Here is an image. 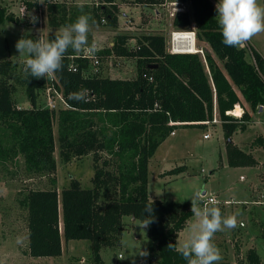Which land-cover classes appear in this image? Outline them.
Listing matches in <instances>:
<instances>
[{
    "label": "trees",
    "instance_id": "trees-1",
    "mask_svg": "<svg viewBox=\"0 0 264 264\" xmlns=\"http://www.w3.org/2000/svg\"><path fill=\"white\" fill-rule=\"evenodd\" d=\"M105 1L108 5L71 8L68 13L62 7H51L49 25L63 27L90 12L96 25L101 26L105 19L107 25L115 27L118 6L113 0ZM181 1L188 2L192 11L178 13L173 26L176 29L195 26L197 39L211 49L204 50L203 56L168 53L166 38L159 33L144 34L135 44L128 37L119 36L114 51L120 57L136 60V76L126 80L86 74L89 62L72 59L76 52L69 48L63 68L54 74L53 82L23 76L29 108H19L13 101L17 91L16 68L9 61L0 62V167L9 162L17 165L22 158L27 172L54 175L55 125L64 161L93 154L95 163L91 188H85L75 178L61 192L56 188L30 190L21 201L27 210L30 257H60L64 240H88L94 264H106L101 250L121 244L127 230L123 218L135 217L142 224L147 215L144 207L153 203L154 220L146 228L149 262L187 264L179 252L167 246L171 243L177 247L180 233L193 216L191 205L150 198V159L178 128L205 127L212 122L215 108L227 140L245 132L252 113L264 106V57L252 50L254 62H251L245 48L223 43L213 0ZM133 2L155 7L164 0ZM24 4L28 11L40 9L39 0H25ZM6 21L22 25L0 5V24ZM55 36H50V40ZM22 37L37 39L30 34ZM72 66L77 68L76 72L71 70ZM51 86L62 93L65 108L38 106V92ZM85 90L87 102L68 99L69 94ZM237 106L246 109L240 119L228 114ZM257 141L264 148L263 139ZM228 147L230 167L258 165L252 155L230 141ZM183 170L177 167L170 173L179 174ZM237 264H262V261L256 248H251L246 261L239 260Z\"/></svg>",
    "mask_w": 264,
    "mask_h": 264
},
{
    "label": "rangeland",
    "instance_id": "rangeland-1",
    "mask_svg": "<svg viewBox=\"0 0 264 264\" xmlns=\"http://www.w3.org/2000/svg\"><path fill=\"white\" fill-rule=\"evenodd\" d=\"M24 1L0 0V5L22 23V25H17L6 21L0 24V62L9 61L16 68L14 82L17 91L13 95V101L19 108H29L30 104L26 86L22 82L25 75L23 67L26 56L19 55L15 46L16 42L22 38L23 34L34 35L37 39L45 40H50V36L57 35L53 33L56 30L49 25V13L42 11L40 15V9H35L27 10L28 12L25 14L27 6ZM123 1L130 7L129 10H126V14L132 18L119 20L117 26L107 24L98 26L93 23L91 17V30L88 34L89 45L94 42L98 47H102L110 53V56L100 60L98 67L90 66L88 68V73L91 75L98 73L104 77L126 80L135 78L136 60L118 56L112 46L110 49V44L115 43L119 36H126L131 41L133 39L137 41L144 34L159 33L168 41L172 30L195 31L196 33L194 26L186 29H176L173 25L171 26L172 20L168 19L166 9H158L161 13L163 12L158 21L157 9L135 6L133 0ZM213 1L215 4L218 2V0ZM82 2V0H75L72 8H92L90 5H81ZM182 3L187 11H192L188 2L182 1ZM259 3L264 5V0H259ZM29 14L38 17L37 23L30 25ZM85 14L92 16L90 12ZM152 28L154 29L152 30ZM131 43L135 44V42ZM195 46L196 49L202 51L203 54L200 53L202 56L204 50L211 51L210 47L199 41L197 37ZM128 47L131 48L132 45L128 44ZM243 48L246 49V57L251 62H254L252 50L264 57V32L255 35ZM82 53L76 52L78 55ZM49 89L51 87L38 92L37 104L41 108L47 107V91ZM54 97L58 107H65L58 97ZM241 108L243 112L245 108L250 111L248 104H245V108L243 106ZM259 109L252 113V121L247 124L250 126L249 129L234 135V142L245 147L250 155L256 149L259 150L256 152L258 154L252 155L254 159H256L254 156L256 155L261 162L255 169H251L252 167L238 169L229 166L228 154L231 148L228 147L229 140L224 137L221 129L222 122L218 117L217 123H208L205 127L178 128L159 146L155 155L150 159L149 189L153 199L190 203L191 205V199L195 198V194L199 192L198 204L200 207H203L204 198L215 197L216 206L220 208L222 216L227 217L238 213L236 228H225L214 234L212 242L220 249L223 257L218 264H237L239 260L245 262L247 252L251 248H256L262 264H264V151L257 141L262 138L264 133V107L261 111ZM57 129V125H55L54 158L57 170L54 175L27 172L22 158L21 163L17 165L9 162L6 166L0 167V264H19L11 263L14 262L13 241L17 239L19 246L24 249L27 210L21 206V201L30 190L56 188L61 192L75 178L85 188L92 187L91 178L95 173L93 154L85 157H73L68 162L64 161L60 156ZM206 134H209V138H205ZM232 138L230 143L234 145ZM262 139L264 141V138ZM177 167H183L184 172L171 174L170 171ZM159 175H170L171 177L164 176L162 179ZM241 175H245L246 179L243 180ZM53 180H56L55 184L52 183ZM134 221L133 218L132 220L129 217L123 218L127 230L124 232L119 246L103 248L106 253L104 255L106 262L112 263L115 254L118 253L124 256V259H121L123 264H137L140 259L147 258L140 256V251L148 246L146 229L143 230L139 227L141 223ZM196 222L197 218L194 215L188 220L180 239H178L179 247L188 239L190 226ZM68 242L69 245L63 256L49 258L52 259L51 262L56 264H94L90 241L71 240ZM240 251L243 252L242 257L238 256ZM23 264L27 263L23 262Z\"/></svg>",
    "mask_w": 264,
    "mask_h": 264
},
{
    "label": "clouds",
    "instance_id": "clouds-1",
    "mask_svg": "<svg viewBox=\"0 0 264 264\" xmlns=\"http://www.w3.org/2000/svg\"><path fill=\"white\" fill-rule=\"evenodd\" d=\"M40 4H44V0H40ZM215 8L223 43L228 47L243 48L255 35L264 32V5L259 0H218ZM29 16L31 23H37L38 17L31 14ZM90 20L91 17L87 14L79 15L73 23L60 28L52 40L20 38L15 46L19 55L26 56L23 72L38 79L53 76L62 70L63 59L69 48L94 57L98 49L94 42L91 45L88 43ZM68 99L87 102L86 90L73 92ZM199 195L197 192L195 198L191 199V212L197 222L190 226L188 239L179 248L171 243L167 247L179 252L187 264H218L223 257L220 249L212 242L214 234L225 228H236L238 213L222 216L215 201L200 207ZM152 205L153 203L144 207L147 215H144L143 222L139 225L143 230L154 220ZM140 255L147 257L148 252H141Z\"/></svg>",
    "mask_w": 264,
    "mask_h": 264
},
{
    "label": "built area",
    "instance_id": "built-area-1",
    "mask_svg": "<svg viewBox=\"0 0 264 264\" xmlns=\"http://www.w3.org/2000/svg\"><path fill=\"white\" fill-rule=\"evenodd\" d=\"M74 1L75 0H44V4H40V15H41L42 11H46L48 14V11L51 7H62L65 9L66 13H68L71 10L72 5L74 4ZM82 1H83L82 4L80 3L81 5H90V6H94V7H99L101 5H108V3L105 0H82ZM113 1H115V0H113ZM155 7H158L157 8L158 16H161L163 13V12L161 13L158 10L159 8H161L162 10H164V9L167 10L168 19L172 20L171 26L173 25V20L178 13H183V12L187 11L185 8V5L182 3L181 0H173L171 2H169L168 0H164V2L161 5H158ZM176 8H177V11H176ZM27 12L28 11L26 9L24 11V13L26 14ZM103 24H107L105 19H102V25ZM186 35L189 36V38H185ZM190 40L194 41V46H195V41H196L195 31L172 30L169 34L168 41H166V50L168 53H171V54L202 53V51H199L198 49H195L194 52L190 51V49L188 48L189 46H191ZM184 41H187V43H184ZM132 42L134 43L135 40L133 39ZM111 46L114 49V43L110 44V49H111ZM97 49H98V51L94 57H91V56L87 55L85 52H83L82 54H79V55L76 54V56H73L72 59L79 58V59L87 60L89 62L88 68L90 66L98 67V65L100 64V60L104 57L110 56V53L103 55V52H109V51H105L104 48L98 47V46H97ZM71 70L76 72L77 68L75 66H72ZM96 72H97V70H96ZM86 74H89L88 71L86 72ZM95 74H97V73H95ZM89 75H91V74H89ZM46 78L52 82L55 80L54 75L51 77H46ZM54 96L58 97L61 104L66 107V103L63 99L62 93L51 86V89H49L47 91V102H48L47 107L48 108L54 109V110H59L61 108H65V107H61V106L58 107L57 100L55 99ZM263 107L264 106H261L260 109H262ZM238 108L240 110L239 115H237V113H236V110ZM228 114L240 119L242 114H243V110L240 106H237L233 111L229 112ZM217 117H218V114H217V110L215 108L213 120H212V122H207V124L208 123H213V124L217 123L218 122ZM205 138H209V134H206ZM210 201H215L217 203V200L215 197H207V198L203 199V206L209 205ZM122 258H123L122 255H118V260H121ZM141 264H156V261L152 260L151 262L147 261V262L141 263Z\"/></svg>",
    "mask_w": 264,
    "mask_h": 264
},
{
    "label": "crops",
    "instance_id": "crops-1",
    "mask_svg": "<svg viewBox=\"0 0 264 264\" xmlns=\"http://www.w3.org/2000/svg\"><path fill=\"white\" fill-rule=\"evenodd\" d=\"M114 3L115 4H117V6H118V13H117V19H118V23H119V20L121 21L122 19L124 20V19H126V18H129V17H131L130 15L128 16L127 14H126V10H129V8L130 7H128L125 3H124V1L123 0H115L114 1ZM134 5L135 6H139V5H137V4H135L134 3ZM139 7H142V6H139ZM146 7V6H145ZM135 8V7H134ZM133 8V9H134ZM151 8H155V9H157L158 7H151ZM132 9V10H133ZM143 11V10H142ZM160 17L161 16H159V18H158V21H159V19H160ZM132 18V17H131ZM52 28V27H51ZM60 28H62V27H59V28H53L54 30H56V32H53V33H55V34H58V31L57 30H59ZM148 28V27H147ZM154 28H152V30H153ZM151 30V31H152ZM104 77V76H103ZM106 77H108V76H106ZM113 79H117V78H113ZM239 109V108H238ZM260 111L261 110H263V108L262 109H259ZM238 111H240V110H238ZM237 112V111H236ZM249 127L250 126H247V130L249 129ZM222 129V128H221ZM239 133V132H238ZM237 134V133H236ZM235 135V134H234ZM234 135H233V142H234ZM262 138H264V133H263V136H262ZM234 145L235 146H237L239 149H241L243 152H245L246 154H250V153H248V151H246V148L245 147H243L242 145H239V143H237V142H234ZM263 151H264V148L262 149ZM257 151H259V150H255L253 153H252V155L253 154H255ZM256 154H258V153H256ZM255 156V160L258 162V165L257 166H259V164H261V162H260V160L259 159H257V157H256V155H254ZM257 166H255V167H257ZM255 167H239L238 169H249V168H251V169H255ZM162 179H164V176H167V177H171L170 175H159ZM241 177H242V179L243 180H245L246 179V176L245 175H241ZM149 187H150V176H149V186H148V193H149V196H150V198L151 199H153L152 198V196L150 195V189H149ZM181 204H190V203H181ZM129 219L130 220H132V217H129ZM136 221H138V220H135L134 222H136ZM139 222V221H138ZM146 233H147V231H146ZM182 233V232H181ZM181 233H180V235H179V237H178V239H180V237H181ZM147 237H148V235H147ZM136 238H138V235H136ZM25 239H26V243H25V245H24V249L23 248H21L20 246H19V243L17 242V239H14V241H13V248H14V251H13V256H14V262H11V263H22L23 264V262H25V263H27V264H56V263H53V262H51L50 260H52V259H49V258H33V257H30L29 255H28V230L26 231V237H25ZM178 239H177V248H179V243H178ZM68 245H69V242H65V241H63V253H62V255H61V257L63 256V254H64V252L66 251V248L68 247ZM104 249H102L101 250V258H102V260L106 263V264H123L122 263V260L124 259V256L121 254V253H118V254H115V257H114V259H113V261H112V263H108V262H106V259H105V257H104V255L106 254L105 253V251H103ZM144 251H147L148 252V246L146 247V248H143L141 251H140V253L141 252H144ZM117 255H122L123 256V258H122V260H118V256ZM243 256V252H239L238 253V256ZM141 256V255H140ZM150 259V256H149V254H148V256H147V258L146 259H144V258H142V259H140L139 260V262L137 263V264H141V263H145V262H147L148 260ZM235 262H236V257H235Z\"/></svg>",
    "mask_w": 264,
    "mask_h": 264
},
{
    "label": "bare ground",
    "instance_id": "bare-ground-1",
    "mask_svg": "<svg viewBox=\"0 0 264 264\" xmlns=\"http://www.w3.org/2000/svg\"><path fill=\"white\" fill-rule=\"evenodd\" d=\"M185 38H189V36L186 35ZM184 43H187V41H184ZM190 44H191V46H189L188 48L190 49L191 52H194L196 49V46H194V41L190 40ZM237 110H239V109H237ZM237 115H239V112Z\"/></svg>",
    "mask_w": 264,
    "mask_h": 264
},
{
    "label": "water",
    "instance_id": "water-1",
    "mask_svg": "<svg viewBox=\"0 0 264 264\" xmlns=\"http://www.w3.org/2000/svg\"><path fill=\"white\" fill-rule=\"evenodd\" d=\"M229 141H231V139H229ZM205 193L203 192V195H204ZM133 218V220H135V217H132Z\"/></svg>",
    "mask_w": 264,
    "mask_h": 264
}]
</instances>
